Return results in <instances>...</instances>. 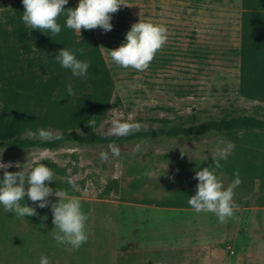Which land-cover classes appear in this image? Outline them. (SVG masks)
Here are the masks:
<instances>
[{
  "label": "rangeland",
  "instance_id": "obj_1",
  "mask_svg": "<svg viewBox=\"0 0 264 264\" xmlns=\"http://www.w3.org/2000/svg\"><path fill=\"white\" fill-rule=\"evenodd\" d=\"M90 1L0 0V27L12 39L17 14L44 4L66 7L76 36L90 25L89 49L96 44L113 84L92 131L146 130L160 126L152 122L159 119L264 117V101L241 92L242 0H98L97 14ZM56 55L51 70L37 55L9 65L0 56V117L28 112L22 136L89 131L67 126L49 109L66 89L54 91L50 102L33 97L22 107L21 86L52 75L74 86L66 103L92 92L86 62L73 59L63 71L66 60ZM243 135L56 150L0 147V264H264V217L251 210L264 203V178L257 175L264 150ZM6 194L18 196L26 209L8 206ZM190 194L211 208L182 207Z\"/></svg>",
  "mask_w": 264,
  "mask_h": 264
},
{
  "label": "trees",
  "instance_id": "obj_2",
  "mask_svg": "<svg viewBox=\"0 0 264 264\" xmlns=\"http://www.w3.org/2000/svg\"><path fill=\"white\" fill-rule=\"evenodd\" d=\"M93 14L98 12V0L89 3ZM242 38L239 55L241 58L240 84L242 94L250 99L264 101V0H242ZM66 7H53L42 5L33 13H18L11 22L9 34L0 27V56L5 57L9 65L18 57L43 60V69L51 70L57 62L56 53L60 58L66 60L62 66L63 71L71 69V61L78 59L81 63L86 62V69L90 74L89 81L92 84V92L83 95L82 99L74 105L66 103L67 97L74 89L70 83H64L58 75H52L49 80L38 78L34 85L29 80L27 85L23 84L21 100L22 107L27 109L33 97L41 103L49 101L52 93L60 89L65 97L49 103L50 110H57L60 121L67 126L86 127L87 133H75L63 131L52 139L22 136L25 127L29 123L28 112L23 116H12L10 118L0 117V147L15 149H40L56 150L67 144L78 146H103L123 145L136 141L146 140L154 137L166 138H205L209 135L244 134L243 136L253 148L264 150V117L247 114H225L221 117H213L201 123L173 122L167 119L153 120L160 126L146 130H130L122 134H100L91 130L92 126L98 124L103 112L106 110L113 84L109 74L99 65L97 52L89 49L92 40V30L88 23L81 26L80 35H75L74 24L69 21ZM84 12V10H83ZM74 15V12H72ZM79 39V40H78ZM11 42V44H9ZM59 56V55H58ZM12 60V61H11ZM14 61V62H13ZM10 69V66H9ZM84 87V86H81ZM63 89V90H62ZM3 87H0V95H3ZM12 97L17 103L19 93L11 91ZM258 133L260 135H258ZM256 175L253 170L247 168ZM257 175L264 178V169L259 170ZM186 208H211L210 204H196L199 196L190 194L185 197ZM4 201L8 206L16 210L26 209V204L18 196L13 194L4 195ZM264 205V203H262ZM167 207V204H158ZM175 207H179L175 205ZM44 213L37 216L41 221Z\"/></svg>",
  "mask_w": 264,
  "mask_h": 264
},
{
  "label": "crops",
  "instance_id": "obj_3",
  "mask_svg": "<svg viewBox=\"0 0 264 264\" xmlns=\"http://www.w3.org/2000/svg\"><path fill=\"white\" fill-rule=\"evenodd\" d=\"M254 215L262 214L264 217V205H258L255 208H251Z\"/></svg>",
  "mask_w": 264,
  "mask_h": 264
}]
</instances>
